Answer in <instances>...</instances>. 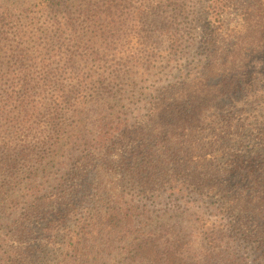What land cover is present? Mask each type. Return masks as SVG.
Masks as SVG:
<instances>
[{
	"label": "trees",
	"instance_id": "trees-1",
	"mask_svg": "<svg viewBox=\"0 0 264 264\" xmlns=\"http://www.w3.org/2000/svg\"><path fill=\"white\" fill-rule=\"evenodd\" d=\"M0 132V175L18 144L66 140L57 192L33 190L0 264H29L24 223L100 162L134 192L45 224L59 264H264V0H0ZM169 204L182 219L158 222Z\"/></svg>",
	"mask_w": 264,
	"mask_h": 264
},
{
	"label": "rangeland",
	"instance_id": "rangeland-1",
	"mask_svg": "<svg viewBox=\"0 0 264 264\" xmlns=\"http://www.w3.org/2000/svg\"><path fill=\"white\" fill-rule=\"evenodd\" d=\"M25 1L32 0H20V2ZM224 17L226 18L227 25L234 26L237 24L239 17L236 5ZM170 70L169 68L168 72ZM161 76H164V73ZM167 78V76H164V79ZM145 103L141 102L139 104V109L135 111V114L144 110L142 107ZM2 138L3 134L0 132V140ZM28 140L27 144H29ZM65 141L64 139L59 142L56 149L57 152H50L48 155H40V149H37L35 146L18 144V147L25 151L18 152L15 155L20 160V163H16L9 171V174L0 175V235L5 233L4 230L8 228L9 224L13 223V220H17L19 216L27 211L28 205H30L27 202L33 190L38 188L40 189L39 196L49 195L50 197L57 192L59 182H61L60 178L65 174V160L62 158V147ZM28 148H31L32 151ZM99 164L91 168L86 177L78 179L74 183L71 182L72 192L66 202L62 204L53 203L52 206L44 209V211L42 210V213L24 223L30 224L26 226L28 233L26 232L25 235V241L28 242L29 249L26 255L29 264H59V260L63 259V243L62 239H60L63 237L62 228L60 226H49L47 230L42 229L51 220L63 219L65 224H72L74 227L83 226L82 222L84 219L88 218L89 215L93 214L105 202L110 200V198L102 199V196H107L113 187H115V190L113 194L111 193V199L120 195H126V198H130L134 190L130 184L122 180L124 175L121 162H116L108 172L104 171V168L101 167V162ZM100 182L103 183L101 184ZM106 199L108 200L104 201ZM31 200L30 197V202ZM182 204L185 210L191 213L192 219L200 215V213H197L198 209L196 207L192 208L185 203ZM161 208L156 213V216L160 217L157 219L158 222L172 219L171 222L173 223L182 219L181 215L179 217L175 215L179 213L171 209L170 204ZM166 209L170 211L165 213ZM203 212L206 213L205 210ZM170 225L187 226L189 224ZM114 264L122 263L116 261Z\"/></svg>",
	"mask_w": 264,
	"mask_h": 264
}]
</instances>
